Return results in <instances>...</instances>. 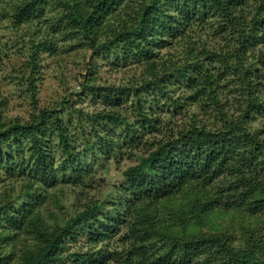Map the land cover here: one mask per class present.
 <instances>
[{"label": "trees", "instance_id": "obj_1", "mask_svg": "<svg viewBox=\"0 0 264 264\" xmlns=\"http://www.w3.org/2000/svg\"><path fill=\"white\" fill-rule=\"evenodd\" d=\"M47 1L25 2L14 14L17 21L35 18L41 12L39 7ZM58 1L65 7L71 26L79 28L95 52L119 48L124 52L123 58L129 53L144 56L143 89L164 94L168 85L176 81L182 83L189 92L185 101L202 97L204 104L214 108V120L219 126L208 128L204 123L197 124L194 118L177 135L157 142L144 140L149 147L124 171L122 191L117 198H111L113 194L107 192L92 200L78 199L74 213L57 223L35 219L30 229L33 243L23 245L17 264H108L115 260L120 264H145L146 260L154 264H191L198 255L204 256L207 264H263L262 238L251 241L252 235L248 233L246 238L251 246H234L231 238L219 230L191 235L161 234L157 230L160 219L139 206L181 193L188 195L185 204L188 216L236 206L264 211V138L249 125L254 115L264 111L259 95L262 84L258 80V65L264 62V50L259 48L256 65H246L245 59L247 52L264 45V0L251 5L248 0H142L133 16V27L113 31L111 38L96 45V28L101 18L123 0H85L83 4L80 0ZM245 6L249 9L243 13ZM173 8L183 13V20L190 16L201 22L218 17L223 22L219 23L218 32L225 38L235 35L228 50L211 52L213 55L209 56L210 60L220 61V73L213 72L201 60V54L209 53L208 49L195 51L193 46L186 49L182 64L159 66L155 48L166 44L168 33L178 32V27L172 26L169 20L172 16L168 9ZM36 48L33 46L34 52ZM89 71L90 66L86 73ZM231 81L237 85L238 99H241L233 114L225 110L229 101L224 104L220 101L222 82L228 87ZM85 85L110 107L95 113L94 118L106 125L125 124L123 144L128 148L143 140V132L135 130L118 108L121 98L130 94V88ZM134 100L133 113L142 119L143 125L147 121V133H150L155 119L145 111L139 93H135ZM172 104L180 106L178 97L173 98ZM49 117L64 156L57 166L42 145V130L48 125ZM108 128L104 126V130ZM65 130L56 109H43L31 120L16 122L8 130L0 131V143H7L11 135L16 145L23 138H30L35 156L32 176L24 181L17 195L18 199L25 197L20 209L9 205L7 195L0 199V227L3 229L0 230V249L1 243L10 239L12 231H19L21 225L27 223L23 217L28 210L43 201L46 192L43 189L59 183L84 187L92 180L89 167L81 166L78 161L89 152L96 157L94 142L88 141L84 150L73 152ZM103 138L107 140L106 135ZM6 166L4 164L3 168ZM179 219L183 223L186 217ZM113 240L118 243L117 249L110 246ZM5 261L6 256L0 252V263Z\"/></svg>", "mask_w": 264, "mask_h": 264}, {"label": "rangeland", "instance_id": "obj_2", "mask_svg": "<svg viewBox=\"0 0 264 264\" xmlns=\"http://www.w3.org/2000/svg\"><path fill=\"white\" fill-rule=\"evenodd\" d=\"M28 1L0 0V131L8 130L16 122L31 120L43 109H56L66 128L73 152H81L91 140L97 152L96 157L89 152L86 158H79V164L88 166L91 170L92 180L84 187L59 183L52 188L43 189V192L46 191L43 193V201H40L38 206H33L23 217L27 223L22 224L19 231H12L10 239L1 243L0 252L6 256V261L0 264H17L23 245H32L30 229L35 219L39 218L48 224L57 223L74 213L78 199L92 200L107 192L113 194L111 198H117L122 191L124 171L128 166L135 164L138 155L143 154L149 147L144 140L157 142L163 138L167 139L170 135H177L179 131L187 128L194 118L197 124L204 123L208 128L219 126L214 120V108L204 104L202 97L191 102L185 101L189 92L182 83L176 81L168 85L164 94H156L148 88L143 89V71L146 68L144 56L129 53L123 58L124 52L119 48L95 52L79 28L71 26V21L66 19L67 11L58 0H48L39 7L41 12L37 13L35 18L27 22L17 21L15 12ZM141 1L123 0L103 15L96 28L95 45L111 38L113 31L133 27V16L140 8ZM256 1L260 2L248 0V4H255ZM79 2L83 4L86 1ZM87 8L90 11L91 5L88 4ZM248 9L247 7L243 13ZM168 10L172 16L169 20L172 26L178 27V34L168 33L169 37L165 36L166 44L155 48L159 66L162 67L163 63L182 64L186 49L193 46L195 51L207 48L209 53L201 54V60H204L213 72L220 73V61L217 58L210 60L209 56L213 55L211 52L224 53L228 50L235 35L225 38L223 33L218 32L219 23L223 24L218 17H209L201 22L190 16L189 19L183 20V13L175 11L174 8ZM33 46H37L36 52L33 51ZM263 46L246 53V65L254 63L259 48L264 50ZM89 66L90 73H86ZM258 75L262 84L259 95L263 103L264 62L258 65ZM228 83V87H224L222 82L223 94L220 101L222 104L229 101L225 110L233 114L237 111L236 104L241 99H238L237 85L233 81ZM85 84L130 88V94L121 98L118 108L135 130L143 132V140L135 143L133 148H128L123 144V134L127 128L125 124L106 125L94 118L95 113L103 109L109 110L110 107L102 103L98 94H92ZM136 92L140 94L145 111L155 119V123L152 122L154 128L150 133H147V121L143 125L142 119H138L140 117L133 113ZM176 97L180 101V106L177 107L172 104L173 98ZM50 119L49 117L48 125L42 130V145L49 157L54 158V165L57 166L64 156L57 131ZM249 125L251 130H257L264 138V111L254 115ZM104 126L110 128L104 130ZM104 135L107 137L106 141ZM33 154L30 138H23L16 145L11 135L7 143H0V199L7 195L10 199L9 205L18 209L24 204L25 197L18 199L17 195L22 190L24 181L32 176V158H35ZM4 164H7L5 169ZM187 196L179 193L159 201L160 203H144L139 208L152 211L153 216L156 215L157 220L160 219L157 230L161 234L172 232L174 235H191L201 231L219 230L231 238L234 246H251L246 238L248 233L252 235L251 241L257 242L259 238L264 240L263 210L251 211L244 206H236L215 208L201 215L188 216L185 205ZM181 216L186 217L183 223L182 219H179ZM0 230H3L2 227ZM110 246L117 249L118 243L113 240ZM263 249L264 243L261 244L260 251ZM108 264L120 262L115 260ZM145 264L154 263L146 260ZM191 264L207 263L204 256L198 255Z\"/></svg>", "mask_w": 264, "mask_h": 264}]
</instances>
